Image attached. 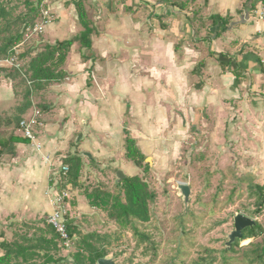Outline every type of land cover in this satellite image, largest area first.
Masks as SVG:
<instances>
[{
  "label": "crops",
  "instance_id": "obj_1",
  "mask_svg": "<svg viewBox=\"0 0 264 264\" xmlns=\"http://www.w3.org/2000/svg\"><path fill=\"white\" fill-rule=\"evenodd\" d=\"M42 1L54 17L30 49L33 56L83 31L77 0ZM83 2L93 29L90 48L75 42L61 68L64 79L31 96L28 110L38 105L41 112L42 149L15 130L25 141L0 156V257L8 248H30L26 258L12 254L9 264L44 261L39 248L49 245L38 240L39 223L54 210L66 158H80L83 170L119 169L132 177L139 169L125 157L127 137L144 153L178 150L195 133L194 145L204 135L206 142L227 135L236 118L238 146L259 152L264 164V22L254 16L264 0ZM16 99L3 74L0 114L14 115ZM10 131L0 128V136ZM68 188L73 196L65 208L77 224L73 213L87 201L77 184ZM24 226L30 238L20 234Z\"/></svg>",
  "mask_w": 264,
  "mask_h": 264
},
{
  "label": "rangeland",
  "instance_id": "obj_2",
  "mask_svg": "<svg viewBox=\"0 0 264 264\" xmlns=\"http://www.w3.org/2000/svg\"><path fill=\"white\" fill-rule=\"evenodd\" d=\"M2 5L7 14L4 17L0 14V43L4 37L17 31L22 33L23 39L27 28L43 21L41 11H47V5L43 1L38 5V0H0V7ZM32 8L38 9L34 12ZM48 14L50 19L54 17L52 13ZM41 39L42 34L33 35L21 47L20 54L28 56L26 60L17 61L23 75L33 57L30 49ZM0 68L8 70L11 67L0 62ZM26 78L23 82L22 79L13 82L17 97L14 107L21 104L26 86H30ZM36 107L39 110L38 105ZM28 111L25 116L31 113ZM229 123L227 135L222 132L218 138L209 137L208 142L204 135L200 137L203 139L200 144L194 145L199 136L194 132L189 143L181 149L145 153L149 172L139 169L135 174L155 195L149 204L151 218L148 223L131 219L127 227L121 228L106 212L90 207L86 200V209L73 213L78 219L76 238L97 234L100 243L94 240L93 243L103 247L106 258L115 264H264V255L261 254L264 206L261 213H255L259 206L256 186L264 189V164L258 159L259 152L238 146L240 134L236 124L239 121L231 118ZM95 170L91 172L85 168L81 173L77 183L81 196L96 188L116 194L117 170ZM180 183L191 189L187 204L179 193ZM72 192L69 189V198L73 196ZM237 214L254 219L261 225L263 233L255 239L240 241L238 246H235L236 240L231 249H226ZM46 226V223H39L40 228ZM19 232L28 238L32 233L25 226ZM76 251L74 246L51 251V254L58 260L56 264H75L73 256ZM41 262L42 259L37 264Z\"/></svg>",
  "mask_w": 264,
  "mask_h": 264
},
{
  "label": "trees",
  "instance_id": "obj_3",
  "mask_svg": "<svg viewBox=\"0 0 264 264\" xmlns=\"http://www.w3.org/2000/svg\"><path fill=\"white\" fill-rule=\"evenodd\" d=\"M42 3V0H38V5ZM27 5L29 3L27 2ZM39 7V6H37ZM74 7L77 13L79 24L83 31L79 36L66 40L63 42H56L53 45H46L41 52L35 54L27 64V68L24 71L26 74H22L21 69H15L11 67L8 70L0 68V75L3 73L7 79L14 82L16 79H22L23 82L27 76V82L30 86H26L23 100L19 107H17L14 115H1L0 114V128L11 129L7 138L0 136V156L5 154H12L14 152L15 143H21L25 141L15 136V130L18 131L19 122L25 112L31 107V96L35 91L44 89L49 83L63 80L65 73L61 68L64 65L68 53L72 45L75 42H79L83 48H90L91 41L90 36L93 32L92 24L88 19L83 0H77L74 2ZM38 8H32V11L36 12ZM0 14L2 17L6 16L7 12L3 5L0 7ZM22 40V33L19 31L9 34L4 37L0 43V61H4L9 58L13 53L12 49ZM20 54L19 59L26 60L27 54ZM24 77V79L22 78ZM14 86V85H13ZM125 157L132 162L137 169H143L144 173L149 172L150 166L146 161L145 153L136 146L134 139L127 137L125 140ZM63 166H68V172L62 175L60 171V188H64L66 185L76 186L78 179L80 178L83 168V162L78 157L66 158ZM118 192L116 194L106 192L100 188L94 189L92 192H87L85 198L88 204L92 208L99 209L106 212L109 218L118 224L121 228L127 227L131 223V219L137 220L141 223H148L150 221V208L149 204L154 200V193L150 191L149 186L139 176H126L120 184L116 185ZM258 208L255 213L259 214L264 206V189L256 186ZM66 220L69 221L70 217L67 213L65 215ZM47 224V222H46ZM76 224L67 226L69 235L73 238L76 236ZM42 234L38 238L39 241H45L49 247H40L39 253L44 251V259L40 264H56L58 260H55L51 251H58L63 249L58 236L53 229L47 224V226L41 230ZM138 233V232H136ZM263 233V229L259 223L253 228H248L243 231L242 239L240 241L255 239ZM52 235L49 239L46 237ZM45 236V237H44ZM97 234L92 233L83 237L75 238V249L77 250L73 256L75 264H97V261L107 256L104 248L97 247L96 243L99 242ZM235 243V246L239 245V242ZM2 246V245H1ZM17 251L11 252L12 248H8L6 254L0 257V264H9L12 254L22 256L26 258L30 248H24L18 246ZM261 254L264 255V247L261 248Z\"/></svg>",
  "mask_w": 264,
  "mask_h": 264
},
{
  "label": "built area",
  "instance_id": "obj_4",
  "mask_svg": "<svg viewBox=\"0 0 264 264\" xmlns=\"http://www.w3.org/2000/svg\"><path fill=\"white\" fill-rule=\"evenodd\" d=\"M42 12V22L34 24L32 27L26 29L24 38L14 46L12 49V55L2 63L8 64L10 67L20 69L17 61L20 56V48L28 41L33 35L42 34L44 27L49 22V16L47 11ZM254 16L261 22H264V2H259L256 10L254 11ZM43 127V122L41 119V112L39 110H33L30 115L22 117L19 122L18 131L21 133L22 137L25 140H28L29 143L37 150H41L42 146L39 143V130ZM62 175H65L68 172V166L61 167ZM69 185H66L65 188H60L53 197L54 210L52 214L47 217V224L53 229L56 235L61 242V247L63 249H71L75 246V238L71 237L67 231V220L65 215L68 211L65 208L67 200H69Z\"/></svg>",
  "mask_w": 264,
  "mask_h": 264
},
{
  "label": "water",
  "instance_id": "obj_5",
  "mask_svg": "<svg viewBox=\"0 0 264 264\" xmlns=\"http://www.w3.org/2000/svg\"><path fill=\"white\" fill-rule=\"evenodd\" d=\"M125 174L122 170L116 172V185L120 184L124 180ZM179 193L182 197V200L185 204L188 203L191 196V189L187 184L180 183L178 185ZM73 224L72 220L67 222V226ZM256 225V221L245 215L237 214L234 216V230L228 236V242L225 244L226 249H231L235 241H240L242 239L243 231L248 228H253ZM97 264H115V262L110 258H101L97 261Z\"/></svg>",
  "mask_w": 264,
  "mask_h": 264
}]
</instances>
